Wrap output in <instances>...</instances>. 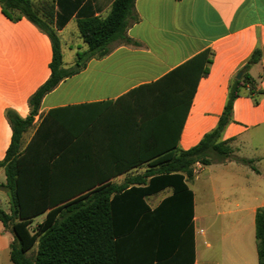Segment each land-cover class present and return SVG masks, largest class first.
I'll return each mask as SVG.
<instances>
[{
    "label": "crops",
    "instance_id": "obj_1",
    "mask_svg": "<svg viewBox=\"0 0 264 264\" xmlns=\"http://www.w3.org/2000/svg\"><path fill=\"white\" fill-rule=\"evenodd\" d=\"M89 1L94 14L101 16L111 2ZM133 14L136 19L126 29L133 42H113L105 55L85 60L78 72L46 93L22 134L21 148L35 132L42 149L55 148L62 138L63 150L84 155L79 167L85 174L75 182L99 184L101 172L127 168L105 182L130 185L146 169L160 167L152 159L140 161V156L165 150L174 131L171 97L139 88L202 50H211L208 73L197 82L177 140L178 148L188 149L215 127L230 80L241 76L239 69L258 47L261 57L248 68L254 90L233 100L232 119L221 136L229 141L232 155L250 163L226 160L197 168L194 164L186 182L193 193L190 223L179 228L175 211L168 210L169 219L150 222L146 234L138 230L118 244L119 264H258L254 214L264 206V0H134ZM70 23L76 27L71 36H79L72 15L56 29L59 43L61 38L68 43ZM60 49L62 55L61 45ZM51 55L44 32L25 17L9 19L0 7V160L11 139L5 111L12 109L22 118L29 114L28 97L49 77ZM75 58L68 66L62 61L63 67L73 65ZM51 109L59 110L43 121ZM62 167L74 166L66 159ZM4 180L0 167V183ZM59 181L74 182L69 175ZM171 194L172 188L166 186L144 197L149 211ZM0 206L8 212L1 188ZM41 215L37 223L43 220ZM12 238L0 221V264H12ZM163 248L164 257L152 256Z\"/></svg>",
    "mask_w": 264,
    "mask_h": 264
},
{
    "label": "trees",
    "instance_id": "obj_2",
    "mask_svg": "<svg viewBox=\"0 0 264 264\" xmlns=\"http://www.w3.org/2000/svg\"><path fill=\"white\" fill-rule=\"evenodd\" d=\"M133 2L111 0L108 11L101 16L94 14L89 0H0L1 11L9 19L25 17L44 32L52 51L49 77L28 97L29 114L22 118L12 109L5 111L11 139L4 158L0 160L5 177L0 188L7 196L9 207L8 212L0 209V221L13 236L9 243L12 264H119V242L131 238L138 230L146 234L150 222L161 224L167 217L169 219L168 210L175 211L173 217L179 228L190 223L193 193L186 182L192 177L196 162L202 166L226 160L250 163V160L232 155L229 141L222 140L221 136L232 119L233 100L254 90L255 82L248 68L261 57L258 47L239 69L241 76L230 80L227 98L215 127L188 149L178 148L177 140L197 82L208 73L211 50H202L161 78L139 88L158 90L171 97L169 105L173 108L174 131L172 142L165 146V150L140 156V161L152 159L153 164H160V167L146 169L134 177L130 185L105 182L127 168L101 172L97 177L99 184L75 182L85 174V170L79 167L84 155L63 150L65 141L62 138L55 148L42 149L37 145L38 132H35L28 144L21 148L22 134L31 125L46 93L64 78L78 72L85 60L105 55L113 42H133L126 35L130 22L136 19ZM72 15L87 49L77 51L74 64L65 68L56 29ZM58 110H48L43 121L49 120ZM142 128L144 125L140 124V130ZM66 159L74 167H62ZM64 175L73 177L74 182L59 181ZM166 186L172 188V194L149 211L144 197ZM41 214H44L43 220L30 227L33 219ZM254 227L258 264H264V206L255 210ZM165 255L163 248L152 256L161 258Z\"/></svg>",
    "mask_w": 264,
    "mask_h": 264
},
{
    "label": "rangeland",
    "instance_id": "obj_3",
    "mask_svg": "<svg viewBox=\"0 0 264 264\" xmlns=\"http://www.w3.org/2000/svg\"><path fill=\"white\" fill-rule=\"evenodd\" d=\"M69 32H70V36H65L67 38V44H64V39L61 38L60 40V45H61V48H62V61H63V65L64 66H68L70 65L71 61L75 58L76 56V52L77 51H84L87 49V46L86 44L81 40V38L79 36H71L72 35V32L76 31V27L73 25V23H70V25L68 26V29ZM255 154L258 155V151H255ZM201 184L200 183V180L198 179V186L199 187ZM196 191L198 194H200V189L198 190L196 187H195ZM2 207V206H0ZM42 215H39L36 220H33L32 223L30 224V227H34L36 225V221H39L42 219ZM205 224L207 223L206 221L204 222ZM7 230L10 232V229L7 228Z\"/></svg>",
    "mask_w": 264,
    "mask_h": 264
},
{
    "label": "built area",
    "instance_id": "obj_4",
    "mask_svg": "<svg viewBox=\"0 0 264 264\" xmlns=\"http://www.w3.org/2000/svg\"><path fill=\"white\" fill-rule=\"evenodd\" d=\"M195 165H196V168L202 166V165H201L200 163H198V162H196ZM196 168L193 169L194 172L196 171Z\"/></svg>",
    "mask_w": 264,
    "mask_h": 264
},
{
    "label": "water",
    "instance_id": "obj_5",
    "mask_svg": "<svg viewBox=\"0 0 264 264\" xmlns=\"http://www.w3.org/2000/svg\"><path fill=\"white\" fill-rule=\"evenodd\" d=\"M236 77L239 78V77H240V73H238V74L236 75Z\"/></svg>",
    "mask_w": 264,
    "mask_h": 264
}]
</instances>
